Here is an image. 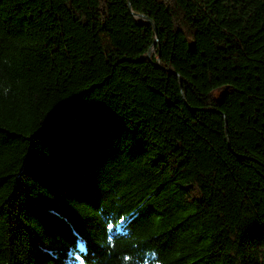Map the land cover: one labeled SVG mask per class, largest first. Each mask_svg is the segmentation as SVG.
<instances>
[{"label": "trees", "instance_id": "obj_1", "mask_svg": "<svg viewBox=\"0 0 264 264\" xmlns=\"http://www.w3.org/2000/svg\"><path fill=\"white\" fill-rule=\"evenodd\" d=\"M130 9L0 0V264H264V0Z\"/></svg>", "mask_w": 264, "mask_h": 264}, {"label": "water", "instance_id": "obj_2", "mask_svg": "<svg viewBox=\"0 0 264 264\" xmlns=\"http://www.w3.org/2000/svg\"><path fill=\"white\" fill-rule=\"evenodd\" d=\"M127 6H128V9H129V11H131V9H130V0H127ZM135 18H136V20H139V21H142L143 23H148V24H151L152 25V27H153V30H154V32L156 33V28H155V26H154V24L152 23V21L149 19V18H147L146 16H144V15H137V14H133V13H131ZM157 43V39H155V44ZM153 53V49H151L148 53H147V55H146V58L150 61V62H152L151 61V54ZM158 56H157V58H156V63H154V65L156 66V67H159V63H158Z\"/></svg>", "mask_w": 264, "mask_h": 264}]
</instances>
